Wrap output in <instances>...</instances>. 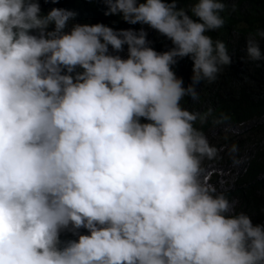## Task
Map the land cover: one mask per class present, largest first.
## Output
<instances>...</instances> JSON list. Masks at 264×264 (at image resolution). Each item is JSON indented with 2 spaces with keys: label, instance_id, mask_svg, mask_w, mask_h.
I'll use <instances>...</instances> for the list:
<instances>
[{
  "label": "clouds",
  "instance_id": "9594fccd",
  "mask_svg": "<svg viewBox=\"0 0 264 264\" xmlns=\"http://www.w3.org/2000/svg\"><path fill=\"white\" fill-rule=\"evenodd\" d=\"M100 2L142 27L0 0V264H264V224L201 181L218 150L196 124L212 109L181 103L232 63L207 35L224 0ZM145 25L172 47H151ZM257 36L251 61L264 59ZM185 57L187 86L173 70Z\"/></svg>",
  "mask_w": 264,
  "mask_h": 264
},
{
  "label": "trees",
  "instance_id": "16d2710c",
  "mask_svg": "<svg viewBox=\"0 0 264 264\" xmlns=\"http://www.w3.org/2000/svg\"><path fill=\"white\" fill-rule=\"evenodd\" d=\"M225 10L221 13L224 26L208 32L214 41H222L231 56L232 63L226 66L213 83L201 82L197 88L198 100L185 97L182 106L189 111L203 113L212 109V116L203 126L197 122L196 127L206 135L210 129L219 128L224 124H241L257 122L264 117V59L251 61L246 55V47L241 43L243 38L264 31V0H224ZM193 0H180L178 7L189 10ZM56 8H65L77 13L74 22L82 24L102 23L116 30L134 28L141 25H129L118 15L105 16V4L100 0H59L53 3ZM41 0V11H49ZM189 14H191L189 12ZM147 39L151 47L163 52L172 47L171 41L155 30L146 29ZM262 56H264V38L257 36ZM122 55V53H121ZM173 70L181 77L185 86L190 83L192 61L185 57L175 65ZM221 114L228 117L226 121L214 124L213 119H219ZM260 131L261 138L250 144L245 157V170L239 173L236 184L226 196L237 200L234 212H244L251 216L253 224H264V125L254 124L248 131ZM222 134L219 133V136ZM224 138V137H220ZM245 139L246 134L234 135L232 139ZM229 137L226 144L231 143ZM221 141V140H220ZM246 141V140H245ZM244 141V142H245ZM210 145L212 141L209 140ZM244 145V143H243ZM62 239L74 238L70 234L62 235Z\"/></svg>",
  "mask_w": 264,
  "mask_h": 264
},
{
  "label": "rangeland",
  "instance_id": "374dc122",
  "mask_svg": "<svg viewBox=\"0 0 264 264\" xmlns=\"http://www.w3.org/2000/svg\"><path fill=\"white\" fill-rule=\"evenodd\" d=\"M45 6L48 9L54 7L53 3L51 2L45 3ZM143 27L145 30L148 29L146 25ZM246 40L247 38H243L241 41L244 46L246 45ZM123 55H125V53H122V56ZM174 68L176 67L174 66ZM176 75L178 76L177 72ZM254 124L264 125V117H262L257 122H247L234 125L224 124L219 128H213L208 131L206 137L208 141H212L211 145L218 150V156L213 159L205 158L202 161V168L204 171L202 173L201 181L204 186L215 188L216 193H223L225 195L234 189L237 175L244 172L245 170V157L248 150L250 149V144L261 138L260 131H253L247 135L248 131ZM219 133L222 135L219 136ZM232 134L238 136L241 134H246V138L232 139ZM227 137L234 141L226 144L225 140ZM262 139L264 141V136ZM232 145H236L238 151L230 154L229 149L232 147ZM227 197L230 203L235 207L237 205V200L233 196ZM81 232L83 233L84 230H81Z\"/></svg>",
  "mask_w": 264,
  "mask_h": 264
}]
</instances>
